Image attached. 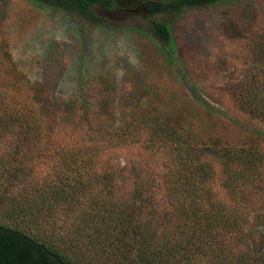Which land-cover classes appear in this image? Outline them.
<instances>
[{"label": "trees", "instance_id": "obj_1", "mask_svg": "<svg viewBox=\"0 0 264 264\" xmlns=\"http://www.w3.org/2000/svg\"><path fill=\"white\" fill-rule=\"evenodd\" d=\"M33 1L99 26L101 11L128 10L118 0ZM243 2L135 0L132 25L179 66L172 22L227 8L234 46L216 63L237 107L264 123V17ZM85 79L61 95L34 82L0 29V264H264V131L248 129L242 143L204 137L175 96L134 90L124 104L125 83Z\"/></svg>", "mask_w": 264, "mask_h": 264}, {"label": "rangeland", "instance_id": "obj_2", "mask_svg": "<svg viewBox=\"0 0 264 264\" xmlns=\"http://www.w3.org/2000/svg\"><path fill=\"white\" fill-rule=\"evenodd\" d=\"M118 3L128 10L101 11L105 21L99 26L33 0H0V29L19 69L58 95L86 86L87 77L112 76L127 85L124 95L120 90L117 95L124 104L135 99L133 92L144 93L148 88L166 98L177 97L175 103L183 109L187 124L204 137L242 143L248 129L264 131L262 121L237 107L226 86L224 66L216 63L224 44L226 49L234 46L235 22L230 21L232 33L224 28L227 8H191L172 22L182 63L171 66L158 41L132 25L140 21L132 17L135 0ZM242 4L248 5L242 8L249 16L264 17V0ZM144 11L138 9L140 18ZM181 73L188 90L201 97L199 101L188 94L179 79Z\"/></svg>", "mask_w": 264, "mask_h": 264}]
</instances>
